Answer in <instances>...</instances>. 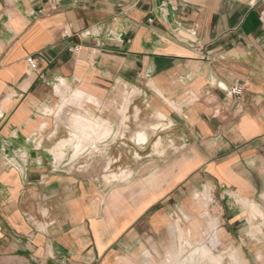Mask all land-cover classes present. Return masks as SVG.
Wrapping results in <instances>:
<instances>
[{
  "label": "crops",
  "instance_id": "obj_1",
  "mask_svg": "<svg viewBox=\"0 0 264 264\" xmlns=\"http://www.w3.org/2000/svg\"><path fill=\"white\" fill-rule=\"evenodd\" d=\"M202 245L264 264V0H0V264Z\"/></svg>",
  "mask_w": 264,
  "mask_h": 264
},
{
  "label": "rangeland",
  "instance_id": "obj_2",
  "mask_svg": "<svg viewBox=\"0 0 264 264\" xmlns=\"http://www.w3.org/2000/svg\"><path fill=\"white\" fill-rule=\"evenodd\" d=\"M79 127L80 130H85L87 128H90V123L89 125L84 124V123H80L79 122ZM144 136V135H143ZM181 238V237H180ZM189 244V243H188ZM199 250L200 254H201V261L207 260L209 264L213 263V264H222V259L224 257V254H220L218 253L216 254L210 247L202 245V246H196L194 247L190 252H189V257H185L183 256V252L184 250L180 249V252H178V254L172 256V264H189V262H187V259H193V257L195 256L196 252ZM233 256V264H239L236 261V257L234 255H230V257ZM191 262V260H190Z\"/></svg>",
  "mask_w": 264,
  "mask_h": 264
},
{
  "label": "built area",
  "instance_id": "obj_3",
  "mask_svg": "<svg viewBox=\"0 0 264 264\" xmlns=\"http://www.w3.org/2000/svg\"><path fill=\"white\" fill-rule=\"evenodd\" d=\"M252 2H254V1H252ZM26 61L28 63L30 70L33 71V70H37L39 68V63H38V60L35 56H33V55L27 56ZM244 90H245V86L243 84L236 83L230 88V93L237 96V97H240V96H242Z\"/></svg>",
  "mask_w": 264,
  "mask_h": 264
},
{
  "label": "bare ground",
  "instance_id": "obj_4",
  "mask_svg": "<svg viewBox=\"0 0 264 264\" xmlns=\"http://www.w3.org/2000/svg\"><path fill=\"white\" fill-rule=\"evenodd\" d=\"M61 83H63V81L61 82ZM62 85V84H61ZM63 86V85H62ZM142 139H145V136H143V138ZM151 174V173H150ZM153 174V173H152ZM196 257H200V259H201V254H200V252H199V250L196 252V254H195V256L193 257V259H190L191 260V262L189 263V264H194L195 263V259H196ZM199 264V263H198ZM209 264V263H208ZM211 264H213V263H211Z\"/></svg>",
  "mask_w": 264,
  "mask_h": 264
}]
</instances>
